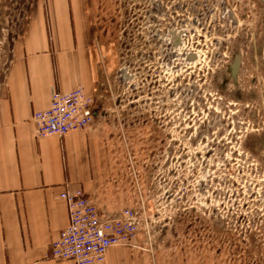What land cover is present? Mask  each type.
Instances as JSON below:
<instances>
[{
    "label": "rangeland",
    "instance_id": "1",
    "mask_svg": "<svg viewBox=\"0 0 264 264\" xmlns=\"http://www.w3.org/2000/svg\"><path fill=\"white\" fill-rule=\"evenodd\" d=\"M31 2L0 0V92ZM93 7L117 58L99 85L115 157L108 185L133 201L139 237L180 264H264V6Z\"/></svg>",
    "mask_w": 264,
    "mask_h": 264
},
{
    "label": "crops",
    "instance_id": "2",
    "mask_svg": "<svg viewBox=\"0 0 264 264\" xmlns=\"http://www.w3.org/2000/svg\"><path fill=\"white\" fill-rule=\"evenodd\" d=\"M94 0H32L0 92V264H75L49 256L68 224L59 194L82 189L102 211L132 205L123 188L108 185L115 157L101 106L100 81L117 64L112 45L98 37ZM82 86L94 97V120L64 136L36 137L35 111L54 91ZM167 252L112 246L101 264H180Z\"/></svg>",
    "mask_w": 264,
    "mask_h": 264
},
{
    "label": "built area",
    "instance_id": "3",
    "mask_svg": "<svg viewBox=\"0 0 264 264\" xmlns=\"http://www.w3.org/2000/svg\"><path fill=\"white\" fill-rule=\"evenodd\" d=\"M94 97L82 86L54 91L49 106L35 111L31 122L36 137L64 136L86 128L94 120ZM65 201L68 224L52 242L49 256L75 264H101L112 246L133 245L141 231V218L131 208L108 214L80 188L59 194ZM147 244H150L148 236Z\"/></svg>",
    "mask_w": 264,
    "mask_h": 264
},
{
    "label": "water",
    "instance_id": "4",
    "mask_svg": "<svg viewBox=\"0 0 264 264\" xmlns=\"http://www.w3.org/2000/svg\"><path fill=\"white\" fill-rule=\"evenodd\" d=\"M189 58L191 59L192 57L190 56ZM238 63H239L238 58H235L234 61H233L232 66H231V71H232L233 75L236 73V70H237V67H238Z\"/></svg>",
    "mask_w": 264,
    "mask_h": 264
},
{
    "label": "flooded vegetation",
    "instance_id": "5",
    "mask_svg": "<svg viewBox=\"0 0 264 264\" xmlns=\"http://www.w3.org/2000/svg\"><path fill=\"white\" fill-rule=\"evenodd\" d=\"M261 6H264V0H256ZM232 73V71H231ZM233 75V74H232ZM233 79H235V75H233Z\"/></svg>",
    "mask_w": 264,
    "mask_h": 264
}]
</instances>
